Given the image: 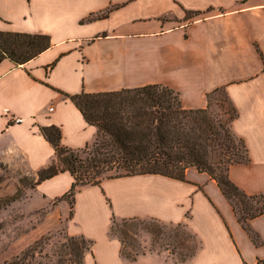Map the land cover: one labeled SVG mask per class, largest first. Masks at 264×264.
Listing matches in <instances>:
<instances>
[{"label": "crops", "instance_id": "crops-1", "mask_svg": "<svg viewBox=\"0 0 264 264\" xmlns=\"http://www.w3.org/2000/svg\"><path fill=\"white\" fill-rule=\"evenodd\" d=\"M0 32L50 40L23 65L0 62V158L15 156L36 176L55 162L41 128L57 127L66 149L94 142L97 129L61 93L161 85L184 109H207L209 96L222 92L248 158L231 165L228 178L247 196L264 195V0H0ZM72 183L59 173L34 193L54 203L69 236L92 242L83 264H123L108 231L112 220L133 219L182 225L199 245L188 264H264V213L246 229L194 168L183 180L146 174L79 186L70 205L61 198Z\"/></svg>", "mask_w": 264, "mask_h": 264}, {"label": "trees", "instance_id": "trees-1", "mask_svg": "<svg viewBox=\"0 0 264 264\" xmlns=\"http://www.w3.org/2000/svg\"><path fill=\"white\" fill-rule=\"evenodd\" d=\"M105 17L104 14L90 16L80 23ZM49 47L50 40L45 35L0 32V62L7 59L15 65H23ZM61 94L98 133L92 144L74 151L60 146L57 127L40 129L41 135L55 151V162L36 173L35 183L37 185L59 173L68 172L73 183L61 200H67L71 205L77 187L99 185L100 177L105 173H116L108 179L154 174L183 180L184 171L194 168L216 183L238 222L246 229L249 219L264 213V204L259 206L255 202V199L264 201V195L247 196L229 180L228 168L246 163L247 153L243 142L232 132H221L222 128L212 120L208 108L184 109L178 93L161 85L106 93ZM235 117L234 111L231 121ZM232 138L237 139L242 154L229 145ZM226 154L229 156L225 157ZM223 158L228 162L223 163ZM243 200L252 204L243 203ZM69 242L73 247L77 242L87 243L86 252L92 247V242L83 236H71ZM118 242L121 250V242ZM74 251L79 264H83V250L75 246ZM18 259L5 264H17Z\"/></svg>", "mask_w": 264, "mask_h": 264}, {"label": "rangeland", "instance_id": "rangeland-1", "mask_svg": "<svg viewBox=\"0 0 264 264\" xmlns=\"http://www.w3.org/2000/svg\"><path fill=\"white\" fill-rule=\"evenodd\" d=\"M208 111L221 132H232L234 111L222 92L209 98ZM229 145L242 154L236 138ZM223 159V163L228 162ZM115 174L105 173L100 178L108 179ZM36 179L19 158H0V264L16 258L20 259L17 264H79L74 247L83 250L85 257L90 252L84 251L88 244L77 242L73 247L64 221L52 211L54 203L44 204L35 195ZM255 202L259 206L264 204L261 199ZM243 203L252 204L248 200ZM110 227L108 237L121 242L123 264H188L199 249L196 239L183 226L149 220H114ZM23 255L26 256L21 259Z\"/></svg>", "mask_w": 264, "mask_h": 264}]
</instances>
